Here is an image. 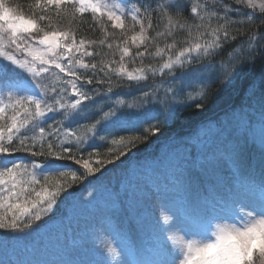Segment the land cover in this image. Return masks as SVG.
Segmentation results:
<instances>
[{
  "label": "snow or ice",
  "instance_id": "1",
  "mask_svg": "<svg viewBox=\"0 0 264 264\" xmlns=\"http://www.w3.org/2000/svg\"><path fill=\"white\" fill-rule=\"evenodd\" d=\"M30 10L28 18L19 5L0 0V230L19 234L0 236L4 243L46 226L63 193L70 206L103 197L108 185L100 178L91 199L68 190L123 163L183 111L205 110L214 84L231 87L246 64L264 58V0H34ZM86 14L102 38H77ZM221 53L227 59L217 61ZM145 58L161 62L144 65ZM137 61L141 66L130 70ZM157 74L167 85L163 97L149 86L138 89L139 103L129 104L121 98L126 93L116 91L125 80L138 85ZM197 85L192 96L189 89ZM258 104L264 114V89ZM228 125L233 131L221 147L197 139L198 155L189 152L173 164L170 187L150 189L166 203L163 224L157 217L147 245L121 240L119 250L107 246V256L91 248L90 264H264V139L250 134L252 120L243 109ZM249 144L258 159H249ZM106 204L113 214L129 213L119 190ZM146 209L134 211L141 224ZM90 227L74 236L73 251L87 247ZM123 229L122 223L114 227V238L124 236Z\"/></svg>",
  "mask_w": 264,
  "mask_h": 264
},
{
  "label": "rangeland",
  "instance_id": "2",
  "mask_svg": "<svg viewBox=\"0 0 264 264\" xmlns=\"http://www.w3.org/2000/svg\"><path fill=\"white\" fill-rule=\"evenodd\" d=\"M112 2H118V0H112ZM160 62L158 60L157 64L152 63V65L158 66ZM136 64L139 63L136 62ZM135 67L139 66L135 65ZM193 67H199V65L193 64ZM184 71H187V69H179L175 74L180 75ZM164 79L167 80L168 77H164ZM258 83L259 85L254 88L253 92L255 96L252 94L243 101V105L229 111L221 121V127L209 121H202L187 130L186 134H178V131L157 133L145 141L147 143L141 152L137 153L133 150L129 154L126 163H117L120 168L116 172L105 178L99 177L100 173L96 174V178L88 177L91 182L84 188L82 184L75 185L71 192L81 200L91 199L89 192L94 191L97 178L102 179L103 183L108 185V193H105L103 197L98 198L88 206H70L71 199L67 198L63 205H60L59 202V208H53V213H49L45 217V220H48L49 216H52L53 219L49 220L46 226L40 228L31 236L23 240H11L7 243L0 240V264H66L69 260L75 262V264H90L95 259L91 248H95L107 256V246L110 244L119 250L121 240L124 242L135 241L137 244L147 245L152 238V233L156 231L157 217L161 218V224H163L162 217L165 209L162 205L166 203L162 200L166 197L152 198L150 189L159 186L162 190H166L170 187L174 171L173 164L180 160L189 159L190 157L187 155L189 152L193 156L198 155L200 148L196 144L197 139L209 148L221 147V140L233 131L232 127L228 125V121L232 119L233 113H239L241 109L249 112L251 117L250 134L257 141L264 139V114L259 110L258 104L261 91L264 89V77L260 78ZM149 86L159 89L161 97H163L164 89L167 87L166 84L161 82V78L157 74L155 78L150 77L147 82H141L138 85L134 83L133 87L121 91L126 93L121 98L129 104L139 103L140 91L138 89L148 91L150 90ZM201 87V85H197L194 89H189V93L195 96L199 93ZM178 101H180V98H178ZM232 108L233 106L230 107V109ZM160 119H163V117L161 116ZM172 122L168 121L166 124H162L161 128L167 127ZM151 123H156V121ZM143 127L147 128L148 125L144 124ZM222 129L226 130L222 131ZM186 142L188 149L184 147ZM17 155L20 156V154ZM221 161L222 167L227 171L230 166L227 157H221ZM68 163L71 164V162ZM115 189L119 190V195L124 199L128 214L123 211L113 214L107 210L106 200L109 194H115ZM218 191L221 194L223 193L222 188ZM138 207H147L148 219L144 224H141L134 215V211ZM66 213L67 215H65ZM120 223L124 225L125 235L114 238L112 229ZM89 226L91 227L88 231L87 247L79 251H73L70 245L74 236L78 239L79 235H84L85 229ZM165 227L167 226L165 225ZM4 235L16 236L19 234L0 230V236ZM119 258L117 257V259ZM109 259L111 258L109 257ZM129 259L135 260L137 258L130 256ZM112 264H115V261H112Z\"/></svg>",
  "mask_w": 264,
  "mask_h": 264
},
{
  "label": "trees",
  "instance_id": "3",
  "mask_svg": "<svg viewBox=\"0 0 264 264\" xmlns=\"http://www.w3.org/2000/svg\"><path fill=\"white\" fill-rule=\"evenodd\" d=\"M9 3L12 4V6H20V14L24 15L28 18H31V10L30 5L34 3V0H9ZM85 23L80 25V30L78 31L77 38L79 39L80 36H84L88 39H100L102 38V33L97 29L96 31H93L92 28L89 27V24L91 23V17L90 15L86 14L85 16ZM55 23V21H53ZM130 23V21H128ZM156 21H154V24ZM68 22L67 20H64L61 22L60 26H67ZM255 27V26H253ZM111 31V29H110ZM117 35L119 34V30H115ZM251 31V29L247 30ZM246 31V35H247ZM261 32H264V26H261L260 28ZM154 34V33H153ZM245 36H240L237 39V44H239L241 41L246 39ZM163 43V42H161ZM229 47L228 45H225V48ZM104 52H107L108 50L106 48L102 49ZM235 52H239V48L235 49ZM235 54V53H234ZM118 58V57H117ZM217 61L220 60H226L227 56L224 53H221L219 56L215 58ZM156 61V62H154ZM139 64H129V69H131L133 66H140V61H137ZM144 65H148L149 63H158V60H154V58H145L143 61ZM133 65V66H132ZM264 58L258 59L255 65H245L243 70L239 73V75L236 77V80L234 84L231 87L224 88L222 85H220L218 82L212 86V90L209 93V98L205 101L206 109L202 111H196L194 109H188L183 111L182 118L179 120H175L172 123H170L167 127L161 128L160 133H167L168 131L177 132L178 134H186L185 132L187 130H190L191 128L195 127L198 123L202 121H209L212 124H215L218 127H221V121L225 118L227 113L231 110H233L236 107H239L243 105V101L251 96L254 92V88L259 85L258 81L260 78L264 77ZM134 86V83H129L126 80L120 85L116 91H123L126 89H129ZM230 109V107H232ZM225 108H228L227 110H224ZM186 129L185 131H183ZM159 133V134H160ZM229 135V134H228ZM227 136L225 135V138ZM225 139L221 140V146L223 144ZM147 143V142H146ZM146 143L138 144L136 148H133L132 151H136L137 153L141 152ZM102 153L106 151V148L99 149ZM25 154H20V156H23ZM247 155L249 159H258V152L255 148L252 146L248 147ZM123 163H126L128 161L127 159L122 158ZM117 163H120L119 161ZM121 164V163H120ZM120 168L119 166H107V171L103 172V178L110 175L113 172H116V170ZM254 174L257 178H259V168L254 169ZM101 174L99 175V177ZM91 182V180H85L83 182V188L87 187ZM75 187V186H74ZM73 189H69L68 191L71 192ZM115 189V193H116ZM67 200V193H63L60 198H58V203L60 205H63L64 202ZM54 206V209H58L59 205Z\"/></svg>",
  "mask_w": 264,
  "mask_h": 264
}]
</instances>
